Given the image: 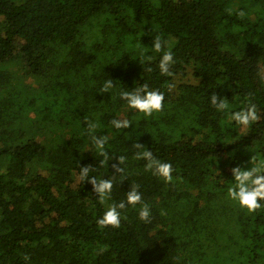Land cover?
Returning <instances> with one entry per match:
<instances>
[{"label": "trees", "instance_id": "16d2710c", "mask_svg": "<svg viewBox=\"0 0 264 264\" xmlns=\"http://www.w3.org/2000/svg\"><path fill=\"white\" fill-rule=\"evenodd\" d=\"M167 50L172 76L158 67ZM144 83L165 95L151 116L120 95ZM213 94L229 108L218 111ZM249 103L260 119L242 127L231 113ZM89 123L108 137L107 159ZM137 143L172 164L171 183L146 170ZM259 161L264 0H0V264H264V208L249 213L228 196L232 169ZM89 165V177L113 180L103 204L80 176ZM132 186L151 222L128 205L119 229H101Z\"/></svg>", "mask_w": 264, "mask_h": 264}, {"label": "clouds", "instance_id": "9594fccd", "mask_svg": "<svg viewBox=\"0 0 264 264\" xmlns=\"http://www.w3.org/2000/svg\"><path fill=\"white\" fill-rule=\"evenodd\" d=\"M238 15L243 18L245 13L240 11ZM166 46V42L157 35L153 41V47L156 52H161ZM151 61L152 57L146 58ZM175 63L174 56L171 50L163 51V55L159 62V70L162 75L172 76L173 73L170 70L172 65ZM148 71H152L151 68ZM113 87L112 81L109 80L104 85V91H108ZM172 87L171 85L169 86ZM121 98L126 100L128 106L131 109H135L146 116H151L153 112H159L163 110L165 95L159 90H152L149 88L147 83H144L139 88L134 89L132 92L122 91ZM211 104L218 110L224 111L229 108L227 99H220L216 94L211 96ZM231 119L242 127H248L254 122H258L260 117L258 115L257 106L254 103L249 105L242 110L234 111L231 113ZM112 125L117 128H128L131 123L124 120L113 119ZM96 124H88V135L91 136L93 143L99 150L100 154L107 159V152L105 151V145L107 143V136L97 137L95 135ZM137 149H143V151L137 152V159H144L147 161L146 170L152 171L154 175L164 179L166 183L173 181V166L170 162H163L156 158L152 151L148 150L141 143L135 145ZM119 164H113V168L116 173H123V167L119 165L124 164L125 157L121 156L118 158ZM103 163V162H102ZM91 170L90 165L80 168V176L82 179L90 181L93 185L94 191L99 194V200L103 204L105 200L110 196L113 190V180L98 179L97 177H89ZM234 176V186L228 189V196L233 201L239 203L241 208L247 209L249 213H255L257 210L264 208V161L254 163L249 170H244L241 167H235L232 169ZM128 205L135 207L141 205L139 209V219L145 223H150L151 209L150 206L145 203L142 199V194L139 192L136 186H132L127 192L126 201H120L118 204H111L104 212L103 216L98 219V226L103 229L111 227L119 229L121 227L122 210H125ZM163 214V213H162ZM126 219V217H123ZM25 261L30 259L29 255L24 256Z\"/></svg>", "mask_w": 264, "mask_h": 264}, {"label": "rangeland", "instance_id": "374dc122", "mask_svg": "<svg viewBox=\"0 0 264 264\" xmlns=\"http://www.w3.org/2000/svg\"><path fill=\"white\" fill-rule=\"evenodd\" d=\"M186 8L192 13L193 17L198 21L202 22L206 25L207 30L210 35H213V37L216 36L217 30L214 27V23L211 19L207 18L204 14L201 13H194L191 9V3L186 2L185 3ZM25 75L28 77V80L33 82V78L31 77V72L27 68L24 69Z\"/></svg>", "mask_w": 264, "mask_h": 264}]
</instances>
